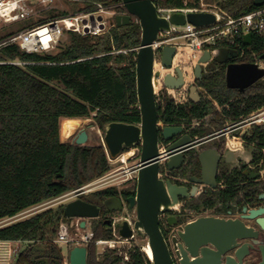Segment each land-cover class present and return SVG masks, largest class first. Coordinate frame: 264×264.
<instances>
[{"label": "trees", "instance_id": "1", "mask_svg": "<svg viewBox=\"0 0 264 264\" xmlns=\"http://www.w3.org/2000/svg\"><path fill=\"white\" fill-rule=\"evenodd\" d=\"M71 1L76 6L75 12L92 11L99 3L105 6L119 3L117 14L126 12L122 0ZM154 2L167 8H200L201 4L200 0ZM217 3L233 17L259 8L254 0H218ZM45 20L25 22L21 29L39 25ZM64 35L67 39H60L49 52L26 53L14 43L0 48V61L19 59L29 62L24 66L0 63V220L60 197L111 170L102 143L76 145L62 141V118L93 116L95 124L102 130L114 121L132 124L141 121L134 50L141 42L138 20L132 18V22L125 26L115 24L101 34L81 35L65 31ZM239 41L243 48L248 49L243 38ZM250 47L263 54V38L254 33ZM249 58L248 55L238 57L237 54L227 61L213 60L215 66L196 81L211 99L203 97L198 102L188 100L178 105L164 96L158 102L159 121L168 125H185L192 136L210 138L227 124L264 107V79L244 93L226 84L227 64ZM196 122L199 124L193 126ZM246 138L258 146L256 168L230 172L227 166L222 165L217 178L218 187H205L198 196L185 199L188 209L200 213L209 209H214L216 214L226 213L234 205L252 202L262 193L264 180L259 179V173L264 170V124L254 126L246 133ZM209 145L205 143L203 147ZM126 150L128 148L123 151ZM175 174L184 178L200 176L201 166L194 151H189L186 163ZM135 192L136 182L131 189L119 191L111 186L88 192L82 197L104 204L107 198L121 193L127 198ZM111 211L107 209L92 219L94 241L117 239L114 225L106 222V214ZM67 219L64 205L49 208L0 227V239L23 241L25 247L16 264H64L63 250L55 240L60 222ZM180 219L183 221L179 223H183L189 218L183 216ZM89 252L88 264H93L96 258L93 243ZM127 256L125 259L118 247H109L97 264H153L151 257L135 243L127 251Z\"/></svg>", "mask_w": 264, "mask_h": 264}, {"label": "water", "instance_id": "2", "mask_svg": "<svg viewBox=\"0 0 264 264\" xmlns=\"http://www.w3.org/2000/svg\"><path fill=\"white\" fill-rule=\"evenodd\" d=\"M126 12L116 14L112 25L125 26L136 18L141 26L140 48L136 53V82L141 121L139 124L125 122H110L105 126L103 146L111 158H117L125 148L141 145L140 163L136 194L130 196L127 202L135 209L136 217L133 227L127 220L114 224L112 219L106 222L114 225L119 235L130 238L134 231L138 237L147 238L151 246L153 264H244V258L253 250L257 257L256 264H264V206L251 209L245 207L240 216L201 215L176 228L168 239L161 227V214L168 213L165 218L168 228L178 224V218L169 214L173 207L180 203L181 198L198 196L201 186L213 189L218 187V170L221 160L227 163L246 159L255 148H221L216 146L200 149V145L210 138L194 137L184 133L183 125H165L160 127L158 102L154 91V83L160 72H154V51L152 43L159 31L169 30L171 24L183 25L186 22L201 26L209 25L216 19L210 11L174 12L169 19L160 16L154 0H122ZM258 7L264 6V0H254ZM253 34L244 35V44L251 45ZM176 54L174 46H166L163 50L162 62L166 68L172 66ZM234 49L218 48L214 60L227 61L236 57ZM212 55L206 50L195 66L194 73L201 79L206 67L203 63L214 65ZM264 59V53L260 56ZM177 76L170 73L164 77V84L169 88H180L184 85V74L181 68H176ZM226 84L229 88L244 93L249 87L264 79V68L256 62H230L225 72ZM208 95L205 89L196 84L189 88V98L198 102L202 96ZM162 138L170 144L162 153L159 141ZM89 134L81 130L74 139L76 145H86ZM228 142V141H227ZM195 151L201 166L200 176H192V186L179 184L170 179L159 177L160 156L167 158L170 170L181 168L186 163V153ZM264 199V193L260 195ZM109 210H122L119 196L107 198L104 202ZM101 207L97 203L87 201L78 195L64 206L65 217L81 218V227H85L88 219L98 218ZM255 220L258 228L250 226L246 220ZM242 240H250L242 244ZM89 248L74 246L69 250L68 264H88ZM177 260V262H176ZM251 264V263H247Z\"/></svg>", "mask_w": 264, "mask_h": 264}, {"label": "built area", "instance_id": "3", "mask_svg": "<svg viewBox=\"0 0 264 264\" xmlns=\"http://www.w3.org/2000/svg\"><path fill=\"white\" fill-rule=\"evenodd\" d=\"M51 1L54 0H0V21L4 23H17L27 20L34 13H36L38 7L45 6ZM109 7L110 6H105L99 3L97 5V8L92 11L67 13L62 16L46 19L39 25H33L29 28L20 29L4 36L3 38H0V48L7 44L14 43L19 45L21 49L26 53H43L53 50L58 45L65 31H73L81 35L101 34L106 31L109 25L106 15L109 12ZM157 9L159 15L166 17L167 19H169L174 12L187 13L190 11H210L216 15L215 21L209 25L197 26L189 22H186L183 25L171 24L169 30H162L158 32L156 39L152 43V48L154 51L153 69L154 72H160V76L157 78V83H154V91L157 102H161L164 96H168L178 105L185 104L186 102H188V100H190L189 88L192 85V82L197 80L194 69L199 62V59L206 50H209L211 52V61H213L218 48H232L238 52V57H243L244 55L250 56L249 60H243L241 62H256L260 67L264 68V59L260 58L261 55L251 49L250 45H247L248 49L243 48L240 45L239 41L240 38H243L244 41V35L248 32H251L252 34L256 33L257 35L262 37L264 41V6H260L258 9L239 17L231 16L222 8H218L217 10H208L201 7L167 8L157 6ZM185 38H191V43L185 41ZM166 46H174L176 48V54L173 58L172 66L170 68H166L162 62L163 50ZM193 46H195V52L193 53V55L196 57L195 63L191 65L193 68L194 78L192 82L187 83L186 75L184 73L185 64L183 63V59L180 58V55H185L184 51L187 48H190L191 51ZM139 48L140 46L134 49L136 53ZM0 63L24 66L29 62L14 59L0 61ZM208 64V62L203 63L204 67H207ZM157 65H160L168 72L163 74L162 70H158L156 68ZM177 67L181 68V70L183 71L184 85L180 88L166 87L164 84L165 75L170 73L174 76H177ZM198 87L200 89H204L203 87ZM214 103L216 102L214 101ZM158 124L160 127L168 125L164 124L162 121H159ZM263 124L264 107L251 112L245 117H241L238 121L230 123L229 126L224 129L225 134L227 135L225 140V148H239L244 146L250 147L252 145H255V143L250 142L246 138V133L249 132L253 126H260ZM194 125L195 123L193 124V126ZM222 131L223 130L218 131L216 132V134H222ZM134 148L136 150H138L139 148L141 149V145L138 144L134 147L128 148L129 151H123L117 158H111L109 156V160L114 165L119 163L115 168H113L105 175L93 180L92 182L82 187L73 190L68 194H74L75 196H78L86 194L88 192H92L96 189L111 186H114L119 191H121L126 187V185H128L130 181L135 182L141 163L139 161L135 165H129L130 157L135 153L131 152ZM166 148L167 146L165 144H162L159 147V150L163 153ZM166 163L167 158L161 155L160 166H165ZM158 175L160 178L165 180L169 176V168L165 166L163 170H159ZM168 179L172 180L171 177ZM66 195L67 194H65V196ZM40 205L41 204L28 208L13 217L1 219L0 227L15 222V219L17 217L38 208ZM122 205L123 213L121 217L113 218L114 224L122 223L124 220H127L130 226L133 227L136 217V211L135 209L131 210L128 208L129 204L127 201H123ZM179 209L180 204L173 207V211H178ZM130 211H133V214H131ZM209 211H206L203 214L207 215ZM67 218V220H62L60 222L55 242L60 243L61 246L64 245L68 250H70L74 246H86L87 248H89L92 243L107 244L110 248H115L117 247V245H120V243L130 241L128 247L129 250L132 245L131 241H134V239L137 237L135 231L130 238L121 237L117 231V239H98L94 241L93 231L88 221L86 223V226L83 228L81 227V218ZM69 220H75V224H73ZM183 224L184 223L180 224V226H183ZM74 225L78 230V233L76 235H72V228ZM22 244H24L22 240L0 239V264H16L20 252L22 251ZM141 249L144 250V246H141ZM127 258L128 256L126 254L125 259Z\"/></svg>", "mask_w": 264, "mask_h": 264}, {"label": "rangeland", "instance_id": "4", "mask_svg": "<svg viewBox=\"0 0 264 264\" xmlns=\"http://www.w3.org/2000/svg\"><path fill=\"white\" fill-rule=\"evenodd\" d=\"M70 0H54L51 1L50 3H48L45 6H40L38 7L36 13H34L29 19L24 20V21H20L17 23H4L2 21H0V38H2L3 36H5L7 33L11 32V31H18L22 28V26L25 24V22L28 21H37L39 19H49L52 17H57V16H62V12H67V13H75V4H73V2L71 1V3L69 2ZM190 1V0H185ZM201 4L200 7L203 9H208V10H217L218 8H220V6L218 5L217 1L218 0H200ZM120 4L119 3H113L111 5H109L110 7L108 8V13L107 18H108V22L109 25L106 29V31H108L110 29L111 26V22L112 20H114V16L119 13L118 12V6ZM134 18V17H133ZM136 19V18H135ZM137 20V19H136ZM105 31V32H106ZM67 39V37L64 35L61 37V40L65 41ZM183 40V39H182ZM187 42L191 43V38H185L184 39ZM195 52V46H193L192 50L190 51L189 55V61H188V65H193L195 63L196 57L193 55V53ZM194 78V77H193ZM193 81V80H192ZM196 81L192 82V84H195ZM215 105H217V103H215ZM218 106V105H217ZM218 109H220V107H217ZM64 119V118H62ZM61 119V121H62ZM80 120V125L72 132V134L68 137V138H63L62 134H61V139L62 141H70V142H74V139L76 138V136L79 134V132L81 130H86L89 134V139L87 141V145H91L95 140L102 143L103 144V136L105 134V131L102 130L101 128L99 129L98 126L95 124L94 118L93 116H90L88 118H75ZM199 122H196V124H198ZM229 125V124H227ZM60 132H61V122H60ZM222 138V137H221ZM126 151H129L126 150ZM140 151L141 149L139 148L138 150H136L135 148L132 149V153L135 152L133 155H131L130 157V161H129V165H135L136 163H138L140 161ZM108 158H109V153L107 152ZM109 162L111 163V170L113 168H115L118 164H113L110 160ZM110 170V171H111ZM136 182V181H135ZM134 181H130L128 183V185H126L125 188L131 189L132 185L135 183ZM201 188H205V186H201ZM72 192V191H70ZM70 192H67L65 194H67L65 196L62 195L60 197H57L55 199L49 200L45 203H42L38 208L31 210L30 212L23 214L22 216H19L15 219V221L24 219L26 217H29L37 212L49 209V208H57L60 205H64L67 204L69 201L74 200L75 198H77L78 196H75L74 194H68ZM84 194H82L83 196ZM131 214H133V211H130ZM113 214L115 215V217L119 218L121 217L122 213L119 211H114ZM181 218V217H180ZM181 221H183V219H180ZM70 222H72L73 224H75V220H69ZM88 222L90 223V225L92 224V219H88ZM92 229V226H91ZM78 233L77 227L74 225L72 228V235H76ZM117 230L115 231V237L117 238ZM132 243L138 244L140 246H144L145 244H147L148 240L147 238H142V237H136L134 239V241H131ZM129 243L128 242H123L120 243V245H117L119 252L123 255L127 254L128 251V247H129ZM63 250V255L65 256V263L64 264H68L69 263V250L63 245L61 246L60 243H57ZM25 246L22 244L21 249H23ZM93 248L96 252V258L95 260H93V264H97V262H100V260L102 259V255L103 252L109 248V246L107 244H96L93 243Z\"/></svg>", "mask_w": 264, "mask_h": 264}, {"label": "flooded vegetation", "instance_id": "5", "mask_svg": "<svg viewBox=\"0 0 264 264\" xmlns=\"http://www.w3.org/2000/svg\"><path fill=\"white\" fill-rule=\"evenodd\" d=\"M215 65H211V66H207L206 67V71L208 70V69H210L211 67H214ZM197 81V80H196ZM196 84H197V82H196ZM203 97H209L208 95L207 96H205V95H203L202 96V98ZM201 98V99H202ZM200 99V100H201ZM196 125H198V124H196ZM229 125H227L224 129H226L227 127H228ZM185 127V130H184V133H189L190 134V131H189V129L186 127V126H184ZM254 127V126H253ZM252 127V128H253ZM224 129H222L223 131H222V134H216L215 133V135L213 136V137H211V140H209V141H207V142H204V143H202L201 145H200V149H203V148H206V147H203V145L205 144V143H210V145L209 146H207V147H211V146H216V147H219V148H221L222 146H224L225 145V140H226V134H225V130ZM194 137H197V136H194ZM222 137V138H221ZM162 144H165L167 147L169 146V144H170V142L169 141H165V140H163L162 138H160V141H159V147L162 145ZM244 148H248V149H251V148H255V150L252 152V155L251 156H249V155H246V159H244V160H242V159H238V161H233V162H230V163H227V162H225L224 160H221V162H220V165H219V170H218V174H219V172H220V167L222 166V165H224V166H227L228 167V169H229V171L230 172H233V171H235V170H244V171H248L249 169H254V168H256V164H255V155H256V153L258 152V146L255 144V145H252V146H250V147H245L244 146ZM191 151H193V150H191ZM195 152V151H194ZM188 153L189 152H187L186 153V157H188ZM187 159V158H186ZM165 166H167L168 167V165H167V163L165 164ZM164 165L163 166H160L159 167V170H163L164 169V167H165ZM180 169V168H179ZM176 170H178V169H175V170H170L169 169V176H168V178H172V181H174V182H177V183H179V184H185V185H188L189 187H191L192 186V181H191V178H184V177H181V176H178V175H176L175 174V171ZM259 175H260V177H259V179H262V180H264V170H260V173H259ZM199 177V176H198ZM168 178H166L165 180H167ZM217 178H218V176H217ZM219 184V183H218ZM202 186H204V185H202ZM205 187H207V186H205ZM204 189L205 188H202L201 190H202V192L204 191ZM201 192V193H202ZM200 193V194H201ZM262 193H264V190L262 191ZM261 193V194H262ZM135 194H136V192H135ZM134 194V195H135ZM261 194H259V196L256 198V199H254L252 202H246L244 205H241V204H238V205H234V208L233 209H229V210H227V212L226 213H219V214H216L215 213V210L214 209H209V210H206V211H209V213L207 214V215H220V216H240L242 213H243V209L245 208V207H247L248 209H251V208H254V207H258V206H264V199H261L260 198V195ZM134 195H130V196H134ZM130 196H128V197H130ZM120 199H121V201H122V203H123V201H127V199H128V197L127 198H124V196L122 195V193L120 194ZM196 197V196H195ZM190 198H192V197H190ZM185 199H189V198H181L180 199V209L177 211H171L169 214H174V215H176L177 216V218H178V224L176 225V226H174V227H171V228H168L167 226H166V222H165V218H166V216L168 215V213H162L161 214V227H162V229H163V231H164V233L166 234V237L168 238V239H170V237H171V235L172 234H174L175 233V230H176V228H178V227H180V224H182V223H179L180 222V217H183V216H187L189 219H188V221H190V220H193V219H195L196 217H198V216H201V215H206V214H203L204 212H206V211H204V212H194V211H192V210H190V209H188L186 206H185ZM95 201V203H97L98 205H100V207H101V213L102 212H104V211H106L108 208L106 207V205L105 204H103V203H100L99 201H96V200H94ZM128 208L129 209H133V208H130L129 206H128ZM114 212V211H113ZM113 212L111 211V212H108L107 214H106V216H107V220H109V219H112V221H113V218L115 217V215L113 214ZM120 212L121 213H123V209L122 210H120ZM106 220V221H107ZM187 221V222H188ZM184 224L186 223V222H183ZM246 223L248 224V225H250V226H255V227H257L258 228V225L256 224V222H255V220H250V219H248V220H246ZM183 224V225H184ZM250 240H242L241 242H242V244H244L245 242H249ZM250 248V253L244 258V264H247V263H251V264H256V262H257V257L256 256H254V253H253V250L251 249V247H249ZM176 262H177V260H176Z\"/></svg>", "mask_w": 264, "mask_h": 264}, {"label": "bare ground", "instance_id": "6", "mask_svg": "<svg viewBox=\"0 0 264 264\" xmlns=\"http://www.w3.org/2000/svg\"><path fill=\"white\" fill-rule=\"evenodd\" d=\"M185 55H180V58L183 59V63L185 64V69H184V73L186 75V82L190 83L193 80V68L192 66L188 65V61L190 58V48L185 49L184 51ZM156 68L159 70H162L163 74L168 72L166 69L162 68L160 65H157ZM157 90V89H155ZM80 125V120L75 119V118H64L61 121V134L63 138H68L72 132ZM144 250L145 252L149 255V257L152 258V249L151 246L148 244L144 245Z\"/></svg>", "mask_w": 264, "mask_h": 264}, {"label": "crops", "instance_id": "7", "mask_svg": "<svg viewBox=\"0 0 264 264\" xmlns=\"http://www.w3.org/2000/svg\"><path fill=\"white\" fill-rule=\"evenodd\" d=\"M99 128V127H98ZM100 129V128H99ZM98 144H100V142L98 141V139H97V141L95 140L91 145H98Z\"/></svg>", "mask_w": 264, "mask_h": 264}]
</instances>
